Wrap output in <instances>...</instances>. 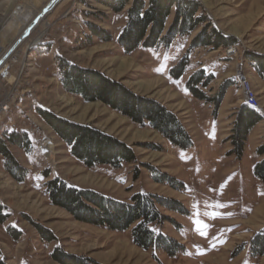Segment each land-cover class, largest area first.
Here are the masks:
<instances>
[{
    "label": "rangeland",
    "instance_id": "rangeland-1",
    "mask_svg": "<svg viewBox=\"0 0 264 264\" xmlns=\"http://www.w3.org/2000/svg\"><path fill=\"white\" fill-rule=\"evenodd\" d=\"M49 1L0 0V5L11 6L0 14V40L5 46L0 55L21 36L17 33L8 39L3 33L11 11L21 4L34 6L40 14ZM197 1V14L224 36L237 40L229 46L238 49L236 54L227 56L223 46L190 48L203 24L176 36L169 45L126 53L117 39L127 23L131 2L115 12L98 0H59L12 53L8 68L0 70V88L13 90L16 84L18 97L0 117V141L20 167H11L0 150V218H4L0 221V264H62L54 257L55 251L101 264H264V254L252 249L253 239L264 230V183L255 173V163L264 155L254 150L253 141L248 143L251 131L242 156L229 153L234 122L245 103L236 73L239 62L264 110V78L250 58V54L264 56V0ZM173 17L167 20V28ZM88 23L106 30L110 38L90 37ZM184 56L187 68L175 78L171 69ZM62 60L101 71L136 94L163 103L187 128L192 145L179 147L158 130L135 123L101 100L86 101L65 91L60 81ZM198 69L213 75L208 85H199L206 99L196 97L187 86ZM225 82L231 83L227 90L235 107L227 108L226 90L215 110L213 98ZM41 110L113 135L134 149L137 160L121 167L85 165L73 156L70 145L42 117ZM261 118L254 126L260 135L254 141L262 145ZM17 132L24 135L22 145L9 140ZM162 174L173 178L175 187L156 179ZM56 177L123 201L139 192L176 200L184 211L161 207L168 218L161 228L181 249L172 255L161 248L144 249L134 243L131 228L115 231L76 219L49 198L46 183ZM197 219L207 236L197 231ZM38 226L48 229L52 239H45Z\"/></svg>",
    "mask_w": 264,
    "mask_h": 264
},
{
    "label": "trees",
    "instance_id": "trees-1",
    "mask_svg": "<svg viewBox=\"0 0 264 264\" xmlns=\"http://www.w3.org/2000/svg\"><path fill=\"white\" fill-rule=\"evenodd\" d=\"M115 12H120L130 3L127 9V23L118 36V43L126 53L139 47L154 48L160 44L169 45L176 36L194 31L203 24L200 32L193 38L190 48L202 45L211 47L232 46L237 40L224 36L219 30L211 27L209 20L197 14L200 4L197 0H98ZM173 14V21L167 28L166 23ZM92 36L109 39L106 30L93 23H88ZM254 69L264 78V56L250 54ZM188 65L184 56L171 69L175 78H180ZM61 84L65 91L78 94L86 101L101 100L110 108L128 116L132 121L148 125L168 138L173 144L187 148L193 140L187 128L178 116L163 103L144 98L123 83L110 78L105 73L81 67L77 64L60 61ZM213 75H206L204 69H198L187 81L188 88L199 99H206L200 86H206ZM200 85V86H199ZM230 82L221 85L220 92L213 98L215 110L219 108ZM42 117L55 129L71 147V153L87 166L96 164L121 167L124 163L137 160L134 149L113 135L100 131L89 125L69 121L48 111H40ZM262 118L253 112L245 103L236 116L233 132L230 135L233 148L229 153L242 156L251 129ZM9 140L23 144L24 135L12 133ZM0 150L7 156L12 165L20 167L8 148L0 141ZM264 155V144L257 149ZM10 168V167H8ZM255 173L264 183V158L255 163ZM159 182L171 183L173 178L166 174L157 176ZM173 182V183H172ZM177 186V185H176ZM46 191L53 204L65 208L76 219L90 224L103 226L115 231L131 228L135 244L144 248H161L169 254L181 249V244L162 231V225L168 218L161 207L172 211H184L176 200H169L150 193H136L130 201H123L91 188H79L56 177L46 183ZM1 215V214H0ZM4 218H0L2 221ZM45 239H52L48 229L38 226ZM155 230V231H154ZM255 254H264V230L252 241ZM54 257L62 264H101L92 259L83 258L61 251H55ZM4 264V263H2Z\"/></svg>",
    "mask_w": 264,
    "mask_h": 264
},
{
    "label": "bare ground",
    "instance_id": "bare-ground-1",
    "mask_svg": "<svg viewBox=\"0 0 264 264\" xmlns=\"http://www.w3.org/2000/svg\"><path fill=\"white\" fill-rule=\"evenodd\" d=\"M3 7H5V6L0 5V9L3 11L2 13H0L1 15H3L8 9H10L11 6L8 4L7 7H5V8H3ZM38 16H39L38 11L34 6L29 7L28 5H21L20 4L19 6H17L15 9H13L11 11V14L9 16V23L3 27L4 35L7 36V38L9 39V37L13 34H16V35H17V33L22 34L28 27L34 28L40 22V20H38ZM49 26H50V24L47 27H45L42 30V32L36 38L33 39V41L30 44L31 47L39 42V40L43 37L45 32L49 29ZM230 48H235V47H230ZM1 49H5V46L3 45V41L0 40V50ZM237 50L238 49L235 48V52H230V55L236 54L238 52ZM2 57L3 56L1 54L0 59ZM3 65H4V63H2L0 65L1 71H3V69H2ZM241 72H242V75H241ZM236 73H237L238 82H239L240 87L243 91L245 104L253 112H255L256 114H258L259 116L264 118V110L262 108V105L260 104L258 98L256 97V94L254 93V91L252 89L250 81L247 79V77L245 75V71H244V68H243L241 62H239V64H238V68L236 70ZM10 80L14 81V80H17V78L11 77ZM17 97H18V94H17ZM17 97L15 98V101H16ZM12 106H13V103L11 105H9V111L11 110ZM0 117L2 118V116H0ZM254 220H255V218H254ZM256 220H257V218H256Z\"/></svg>",
    "mask_w": 264,
    "mask_h": 264
},
{
    "label": "built area",
    "instance_id": "built-area-1",
    "mask_svg": "<svg viewBox=\"0 0 264 264\" xmlns=\"http://www.w3.org/2000/svg\"><path fill=\"white\" fill-rule=\"evenodd\" d=\"M230 52H235V48H230L228 46L225 49V54L227 56H230ZM11 58H12V56H10L7 60H5L3 62L4 63L3 71H5L4 68H8L9 60ZM241 75H242V72H241ZM14 81H17V80H14ZM15 85L16 84H14V87L12 86L13 90H7L6 88H0V116H3L4 114L8 113L9 105H11L14 102L15 98L17 97L18 89L15 87ZM15 90H16V92H15Z\"/></svg>",
    "mask_w": 264,
    "mask_h": 264
},
{
    "label": "water",
    "instance_id": "water-1",
    "mask_svg": "<svg viewBox=\"0 0 264 264\" xmlns=\"http://www.w3.org/2000/svg\"><path fill=\"white\" fill-rule=\"evenodd\" d=\"M59 0H50L47 6L41 11V13L38 16V20H41L47 12L53 8V6L58 2ZM37 21V20H36ZM37 23V22H36ZM33 28H27L21 36L13 43V45L9 48V50L4 54V56L0 59V65L7 60L12 53L19 47V45L25 40L26 36L31 32Z\"/></svg>",
    "mask_w": 264,
    "mask_h": 264
},
{
    "label": "crops",
    "instance_id": "crops-1",
    "mask_svg": "<svg viewBox=\"0 0 264 264\" xmlns=\"http://www.w3.org/2000/svg\"><path fill=\"white\" fill-rule=\"evenodd\" d=\"M225 101H226V105L228 109H231L233 107H235V102L230 98V89L227 90L226 96H225ZM238 110H235V112H237ZM256 126V125H255ZM254 128H252L251 132H250V136H249V142L253 141V148L254 150L257 151V148L261 145V142L258 144H256V141H254V139H256L258 136V133H256V131H254ZM248 146V145H247Z\"/></svg>",
    "mask_w": 264,
    "mask_h": 264
},
{
    "label": "snow or ice",
    "instance_id": "snow-or-ice-1",
    "mask_svg": "<svg viewBox=\"0 0 264 264\" xmlns=\"http://www.w3.org/2000/svg\"><path fill=\"white\" fill-rule=\"evenodd\" d=\"M157 70L159 71L160 69H157ZM198 215H199V213H197V216H198ZM215 215H217V214H213L214 218H215ZM195 223L198 225V227H197V231H199L201 235H203V236H207L208 233L205 232V231H203V229H202L201 227H199V226L202 224V221H200L199 219H197V220H195ZM204 227H208V225L204 224ZM154 231H155V230H154ZM0 259H2V258H0Z\"/></svg>",
    "mask_w": 264,
    "mask_h": 264
}]
</instances>
